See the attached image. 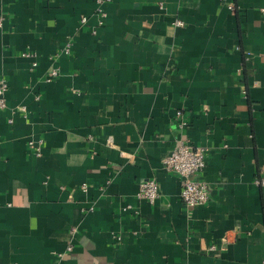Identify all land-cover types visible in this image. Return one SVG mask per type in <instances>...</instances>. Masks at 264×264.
<instances>
[{
  "label": "crops",
  "instance_id": "crops-1",
  "mask_svg": "<svg viewBox=\"0 0 264 264\" xmlns=\"http://www.w3.org/2000/svg\"><path fill=\"white\" fill-rule=\"evenodd\" d=\"M97 1L0 0V264H264V0H109L102 26ZM181 139L209 149L193 209Z\"/></svg>",
  "mask_w": 264,
  "mask_h": 264
},
{
  "label": "built area",
  "instance_id": "built-area-1",
  "mask_svg": "<svg viewBox=\"0 0 264 264\" xmlns=\"http://www.w3.org/2000/svg\"><path fill=\"white\" fill-rule=\"evenodd\" d=\"M109 2V0H98L99 5L97 9V18L99 26L105 24L107 19V12L104 9V5ZM223 4L227 6L232 12L235 11L236 4L233 0H222ZM160 8H164V4L161 2L159 4ZM264 14V9L262 10ZM81 26L88 24V19L82 17L80 21ZM4 25V18L0 16V28ZM172 25L175 27H183L184 22L175 19L172 22ZM95 33V31L93 32ZM239 49V47L237 48ZM72 50V43L68 42L66 47L62 50V53L70 54ZM59 70L53 69L51 77L48 81H51L53 78L58 77ZM8 90V83L0 79V110H6L8 108L5 94ZM21 114L24 117L27 116V110L25 107L19 108ZM177 116L182 118L184 116L183 109L177 111ZM12 122V120H10ZM185 125L184 122L181 123L180 127L183 128ZM41 144V141H40ZM30 146L35 149V153L40 155L41 147L36 146L34 142H30ZM209 154V149L206 147L196 146L186 140H179L177 145L173 149L172 153L167 156L163 161L164 169L180 179L181 182V193L180 197L187 209H193L195 207L204 205L209 200V190L208 184L203 180L202 173L204 172L207 165V158ZM257 186L264 187V178L259 177L255 180ZM83 190L85 186H82ZM138 200L146 201L149 204L153 205L160 197V188L159 184L155 179H149L141 182L136 194ZM75 231V229H73ZM228 242V240H226ZM229 243V242H228ZM215 247H210L214 249ZM73 246L69 245L67 251H72Z\"/></svg>",
  "mask_w": 264,
  "mask_h": 264
},
{
  "label": "trees",
  "instance_id": "trees-1",
  "mask_svg": "<svg viewBox=\"0 0 264 264\" xmlns=\"http://www.w3.org/2000/svg\"><path fill=\"white\" fill-rule=\"evenodd\" d=\"M233 1H235V0H233Z\"/></svg>",
  "mask_w": 264,
  "mask_h": 264
}]
</instances>
